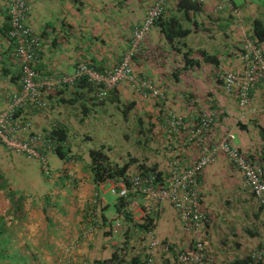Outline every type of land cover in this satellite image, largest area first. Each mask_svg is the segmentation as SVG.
<instances>
[{
  "label": "crops",
  "instance_id": "0c3cea01",
  "mask_svg": "<svg viewBox=\"0 0 264 264\" xmlns=\"http://www.w3.org/2000/svg\"><path fill=\"white\" fill-rule=\"evenodd\" d=\"M28 2L31 12L27 25L41 38L36 70L43 76H55L71 74L80 62L101 72L111 70L119 63L133 29L143 21L153 0ZM235 7L231 15L228 10L216 13L214 0H206L199 10L184 13L177 9L174 1H169L162 14L163 21L176 19V29L181 27L189 31L188 35L175 40L174 45L169 44L158 23L134 58L133 69L164 92L167 110L183 116L190 124L201 110L218 111V122L208 139L217 143L226 133H232L233 145L241 154L253 156L256 167L264 172V83L251 90L249 104L254 111L250 113L247 109H238L234 97L224 93L216 81L218 73L242 70L240 48L244 38L251 34V22L254 17L264 21V7L255 9L250 0ZM6 29L4 5L0 0V96L3 97L0 112L10 93L19 88L20 75ZM175 48L183 52L192 50L190 59L194 62L188 69L176 60L181 58ZM260 49L264 52V44ZM202 50L216 56L219 65L204 62L198 55ZM57 94V91L47 93L45 96L53 99L46 100L49 103L46 112L35 116L28 111L27 119L40 133L51 123L63 124L69 130L73 147L80 144V136L72 131L75 123L95 118L97 110H104L108 116L112 109L119 112L115 103L108 102L92 115L82 116L76 108L86 104V97L74 106H67L59 104L61 97ZM114 98L121 103L137 104L124 119L125 123H135L138 130L139 117L142 128L148 131L155 127L149 137L163 134L156 120L155 102L142 101L126 86H119ZM69 109L75 113L73 119L68 117L71 116ZM166 139L148 144L144 150L149 155L143 157L147 162L156 163L163 176L168 175L167 163L173 155H177L183 165L193 163L201 155L197 145L184 148L180 136L169 143ZM47 163L49 177L45 176L38 160L16 155L0 144V264H96L110 254V248L116 247L118 241L104 236L114 216L109 213L104 193L100 194L99 202L89 204L95 187L88 172V156L70 158L66 162L49 156ZM199 190L201 208L208 218L200 238L213 256L211 264H230L259 248L264 249V210L224 155H219L215 163L201 173ZM155 234L161 241L180 249H188L194 240V236L182 230L167 203L160 207ZM157 257L154 264H164L159 255ZM171 263L170 260L168 264ZM252 264H264V259Z\"/></svg>",
  "mask_w": 264,
  "mask_h": 264
},
{
  "label": "built area",
  "instance_id": "2783aa9c",
  "mask_svg": "<svg viewBox=\"0 0 264 264\" xmlns=\"http://www.w3.org/2000/svg\"><path fill=\"white\" fill-rule=\"evenodd\" d=\"M4 14L8 17V37L14 44V55L19 63V88L10 93L4 109L0 112V144L8 151L26 159L38 160L43 172L49 174L47 155L56 150L54 142L45 134L30 133L33 122L24 119L23 112L32 115L44 114L48 109L45 95L60 92L85 81L92 88V96L98 102L105 100L119 86L128 87L142 101H159L164 113L162 130L172 135L179 129L187 131L183 145L197 141L201 149L200 157L189 165H183L177 155L168 160V175L160 179L156 172L128 175L124 179H110L95 188L91 204L99 202L101 193L109 191L116 198H128L129 210L135 218L144 215L140 209L144 198L158 203V214L162 204L170 205L186 234L194 236L188 249L161 241L155 231L148 236V255L146 264H154L155 256L161 249L171 256V264H211L213 256L207 251L200 238L208 218L202 211L200 202L199 177L204 169L215 163L219 155H224L231 165L241 174L244 185L252 193L256 202L264 210V172L260 167L252 166L233 145L234 135L226 133L216 144L205 143L203 133L213 124L214 114H203L196 126L187 128L183 116L175 115L166 109V96L155 87L151 80L134 72V58L140 54L143 42L149 36L155 22L163 14L165 5L171 0H153L147 9L143 21L136 26L128 41L119 63L107 72H99L80 62L71 74L43 76L36 70L39 59L41 38L26 23L31 12L28 0H1ZM175 3L179 0H172ZM203 4L206 0H190ZM229 0H214V12L234 11ZM237 16V13L235 14ZM242 70L238 73L220 74L223 90L226 94L234 91L238 94V107L250 113V90L256 82L264 80V53L248 36L243 40L241 53ZM56 124L51 123L49 127ZM108 185L107 191L104 187ZM101 192V193H100ZM138 219V218H136ZM114 233L121 231L118 220L112 223ZM119 245L117 242L116 246ZM256 262L264 259V249L250 255Z\"/></svg>",
  "mask_w": 264,
  "mask_h": 264
},
{
  "label": "trees",
  "instance_id": "16d2710c",
  "mask_svg": "<svg viewBox=\"0 0 264 264\" xmlns=\"http://www.w3.org/2000/svg\"><path fill=\"white\" fill-rule=\"evenodd\" d=\"M229 2L231 3L233 9L234 8L236 9L234 1L229 0ZM201 6L202 4L194 3V2H191L190 0H179L178 2H176L177 9L180 11H183L184 13H188L189 11L193 12V11L199 10ZM254 6H256L255 9H258V8L261 9V6L258 4H254ZM231 12L232 11H229V10L227 11V13H230V15L232 14ZM262 19L259 17L253 18L251 22V34L249 35V37L255 42V44L259 48H261L262 45L264 44V21ZM6 20H7L6 34L8 36L9 23H8L7 16H6ZM158 23H159V26L161 27V32L164 38L169 44H172V45H174L175 40L184 39V37H186L189 33V31L183 30L181 29V27H178V29H176V26L178 25V21L176 19H170V21L164 22L162 19V15H161V17L155 22V25H157ZM175 49H176L175 50L176 52L177 51L180 52L179 57L181 58V59L176 58V60H179V62L184 64L183 66L184 69H188V67L192 65V63L194 62L190 59V57H192L193 55L191 52L192 50L189 49V51L183 52L181 49H178V48H175ZM240 53H242V47L240 48ZM198 55L204 62L210 63L212 66L217 67L219 65L218 58L216 56L208 54L204 50L200 51ZM94 69L96 70V68ZM216 81H217V84L221 86V89L224 92L219 73L216 76ZM261 83H264V80L260 82H256L252 86V88H254L256 85H259ZM116 89L112 91L111 94L105 100L98 102L92 96L91 86L88 85L85 81H83L74 87L65 88L64 90L58 92L56 96L61 97L59 99V104H63L67 106H74L75 103L79 101V99L81 98L83 99L86 97V104L85 105L80 104L76 108V110L80 112L82 116L92 115L94 112H96V109H98L99 107H103L108 102L115 103L117 105L116 107L122 113L125 119L126 116L130 112H132L133 109L136 108L137 104L136 102H131L128 104L119 102V100L114 98ZM251 90H250V95H251ZM81 92L83 93L80 94ZM111 95H113V98L110 97ZM227 95H231L234 97L237 103V107H238L237 92L234 91L233 93L227 94ZM45 99L50 102L53 99V97L48 95V96H45ZM155 103H156L155 106L158 110V117L156 118V120H158L159 126H160L162 122V118H163V111L161 108V102L156 101ZM165 105H166V100H165ZM213 109L214 108L201 110L197 114V119L194 120V123L190 124L187 122V128L188 129L192 128L197 125L198 119L200 118L201 115L213 113L214 114L213 124L207 131L203 133L204 142L209 143V144L210 143L216 144L215 140L210 141L208 138L210 137V133L212 129L214 128V126L216 125V123L218 122V118L220 116L218 111L214 109L215 110L214 112ZM238 109L240 108L238 107ZM27 116H28L27 111L23 112L24 119H27ZM150 118L152 119V117ZM137 122L139 124L138 134L141 135V138L138 140V145L140 146L146 147L151 142H157L158 140H160L161 142L163 141L165 142V138H167L166 142L169 143V142L175 141V138L178 136H180V140L182 139L183 141L184 138H186L188 135L186 130L179 129L176 133L172 135H168L163 131V134L165 135V137L162 136L163 135L162 133L160 135L155 133V135L153 136L154 138H151L149 137V134L155 132V127L153 126L152 130L150 129L147 131L146 129L142 128L141 118L138 117ZM30 133L39 134L40 132L35 131V128H33L30 131ZM41 134H45L47 139L49 141L54 142V144L56 145L55 153L53 155H47V160L49 156H55L61 161H65V162L68 161L70 158H73L75 160L79 159V156H77V154H73V155L71 154L73 152V148H72L73 145L70 144V141H69V130L63 124L56 123L54 127H51V128L48 127L46 130L42 131ZM158 137H160V139H158ZM179 145L182 146V144H179ZM192 145L198 146L199 144L197 141H192L183 147L187 148L188 146H192ZM164 148L165 149L168 148L167 144L166 146H164ZM164 148H163V151L165 150ZM107 151L108 150L104 145H101L95 149H90L88 151V172L91 178V182L95 188L98 187L100 184L107 182L110 179L120 180V179H124L128 175L144 174L150 171L156 172L160 179H162L163 177L162 172L158 169V165L156 163L147 162L144 158L138 159L136 157H132L127 161V163L121 164L119 162L112 160L107 154ZM242 156L252 166H256V162L253 156H250V155L246 156L244 154H242ZM47 175H50V169H49V174ZM47 175L45 176L49 177ZM252 197L254 198L253 195ZM142 204L143 205L141 206L140 209L144 212V215L140 219H136L134 214L129 210V199L128 198H116L115 199L113 203L115 214L111 218L109 227L105 228L104 236L108 240L115 239L116 241L119 242V245H117L114 248L111 247L109 250L110 254H108L105 259L96 261V264H146L147 263L148 236H149V233L155 231V228L157 227L159 206L155 200L150 199V198H144ZM115 219H119L118 221L121 224V231L118 233H114L112 224H111ZM104 221L106 222V219ZM157 255H159V258L164 264H168L171 260V256L169 254H166V252H164L161 249L156 254L155 261L158 259ZM253 262L254 261L250 258V256H248L245 258L235 259L230 264H252Z\"/></svg>",
  "mask_w": 264,
  "mask_h": 264
},
{
  "label": "rangeland",
  "instance_id": "374dc122",
  "mask_svg": "<svg viewBox=\"0 0 264 264\" xmlns=\"http://www.w3.org/2000/svg\"><path fill=\"white\" fill-rule=\"evenodd\" d=\"M233 1L237 6L243 5L245 3V0ZM250 1H252L254 4L260 5L261 8L264 7V0ZM1 93L0 85V94ZM2 98L3 97L0 96V102L2 101ZM71 110L73 109H69L71 116L68 117L73 119L75 113ZM97 112L98 113L95 115L96 119L93 117L92 119L75 123L73 125L72 131L75 132L74 134H78L80 136V144L77 147L74 146L73 151L74 153L78 154L80 158H87L88 151L90 149L98 148L101 145H104L107 150H109L107 154L112 160L121 164L127 163V161L132 157L141 159L149 155L148 152L144 150V146L138 145V140L141 138V135L138 134L135 123H125L124 117L120 111L113 112L112 109L111 115L109 116L105 114L104 110H97ZM136 124H138V122ZM107 188L108 185L104 187V190L107 191ZM103 196L108 202L109 213L115 214L113 207L115 197L109 191L105 192ZM3 260H5V257Z\"/></svg>",
  "mask_w": 264,
  "mask_h": 264
},
{
  "label": "clouds",
  "instance_id": "9594fccd",
  "mask_svg": "<svg viewBox=\"0 0 264 264\" xmlns=\"http://www.w3.org/2000/svg\"><path fill=\"white\" fill-rule=\"evenodd\" d=\"M259 249H261V248H259ZM250 256V255H249ZM254 261V260H253ZM255 262V261H254Z\"/></svg>",
  "mask_w": 264,
  "mask_h": 264
}]
</instances>
